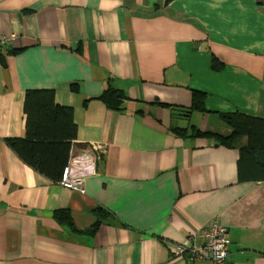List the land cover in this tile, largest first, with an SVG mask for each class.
Masks as SVG:
<instances>
[{"label":"crops","instance_id":"obj_1","mask_svg":"<svg viewBox=\"0 0 264 264\" xmlns=\"http://www.w3.org/2000/svg\"><path fill=\"white\" fill-rule=\"evenodd\" d=\"M108 86L120 110L96 98ZM29 88L73 108L71 149L97 158L84 192L6 143L25 132ZM193 90L205 110L179 116ZM226 112L264 118V0H0V264H213L172 249L214 220L226 264H264V178L239 180L237 148L189 135H229Z\"/></svg>","mask_w":264,"mask_h":264},{"label":"trees","instance_id":"obj_2","mask_svg":"<svg viewBox=\"0 0 264 264\" xmlns=\"http://www.w3.org/2000/svg\"><path fill=\"white\" fill-rule=\"evenodd\" d=\"M222 68V62L213 57L211 69L218 72ZM125 97L121 89L108 86L96 98L104 102L108 108L120 110ZM204 99V92L193 90L192 104L179 116L188 117L192 111H204ZM23 112L25 115L24 134L22 137L6 138V143L28 165L51 180L59 182L68 162L72 141L77 138V124L74 120L73 108L56 104L52 89L29 88L24 94ZM220 117L230 126L229 135L201 131L193 125L190 127L189 135L203 138L209 144L237 148L239 150V180H255L258 174H261L260 179H263L264 118L239 112L220 113ZM171 130L178 136H185L187 132L184 127H174ZM81 147L95 154L90 144H81ZM93 212L100 215L105 212V209L97 205ZM54 218L58 222L72 225L67 210L55 211ZM94 228L95 226L87 232H92ZM71 230L78 232L73 226Z\"/></svg>","mask_w":264,"mask_h":264},{"label":"built area","instance_id":"obj_3","mask_svg":"<svg viewBox=\"0 0 264 264\" xmlns=\"http://www.w3.org/2000/svg\"><path fill=\"white\" fill-rule=\"evenodd\" d=\"M15 37L3 38L9 42ZM93 148L94 146L91 145ZM97 158L89 153L75 154L70 150L68 162L63 169L58 182L61 186L75 191L84 192V178L94 171ZM230 239L228 228L214 220L205 228L197 230L172 249L174 258L189 256L196 259H206L213 264H226L229 254Z\"/></svg>","mask_w":264,"mask_h":264},{"label":"rangeland","instance_id":"obj_4","mask_svg":"<svg viewBox=\"0 0 264 264\" xmlns=\"http://www.w3.org/2000/svg\"><path fill=\"white\" fill-rule=\"evenodd\" d=\"M239 41L241 42V39Z\"/></svg>","mask_w":264,"mask_h":264}]
</instances>
